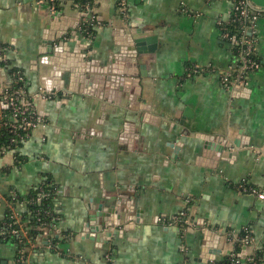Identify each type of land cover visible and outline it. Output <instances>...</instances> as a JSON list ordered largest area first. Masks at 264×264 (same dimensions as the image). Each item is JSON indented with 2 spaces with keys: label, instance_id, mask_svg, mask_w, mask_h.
<instances>
[{
  "label": "crops",
  "instance_id": "0c3cea01",
  "mask_svg": "<svg viewBox=\"0 0 264 264\" xmlns=\"http://www.w3.org/2000/svg\"><path fill=\"white\" fill-rule=\"evenodd\" d=\"M41 1L0 0V46L11 48L0 84L19 68L33 94L53 69L44 52L54 23ZM60 4L80 19L73 0ZM230 9L228 0H97L96 36L69 35L70 47L90 44L103 67L142 40L156 47L155 61L146 77L134 67L135 82L116 96L87 75L84 93L58 82L53 99L37 100L46 125L18 150L20 162L10 152L1 163L5 196L53 187L51 239H36L23 264H226L246 228L253 243L239 251L242 261L264 250V15L256 27L262 67L250 94L237 98L221 84L235 64L218 24ZM208 139L231 147L218 163L202 158ZM243 183L261 195L243 192ZM7 209L0 203V264H16L17 247L2 236ZM110 209L107 228L86 237L90 217ZM18 210L29 217L25 203ZM183 210L195 227L158 222Z\"/></svg>",
  "mask_w": 264,
  "mask_h": 264
},
{
  "label": "built area",
  "instance_id": "2783aa9c",
  "mask_svg": "<svg viewBox=\"0 0 264 264\" xmlns=\"http://www.w3.org/2000/svg\"><path fill=\"white\" fill-rule=\"evenodd\" d=\"M228 1L231 3L230 17L228 20L219 19L218 24L221 29L222 38L230 44L234 50L235 64L221 73V84L223 89L228 93H231V95L237 98H242L241 95L251 92V75L262 67L257 54L259 37L257 36L256 27L258 20L264 15V11L258 7L252 6L249 0ZM40 3L46 4L51 15V22L60 27L64 17V11L60 8L61 0H42ZM75 6L81 13L77 34L81 33V24H88L94 28L100 25L99 16L96 11L97 0H93V4H86L84 10H80L81 8L77 4H75ZM121 12L124 13V6H121ZM10 50L11 48L7 45L0 47V72L5 67L9 66ZM199 69V67H196L193 69L192 73L200 72L201 70ZM9 79L10 81L8 83L0 84V130L7 129L13 136L11 142L15 144V146H18L20 144L23 145L30 139L35 130L46 125L44 116L36 106L37 100L53 99L55 91L43 86L40 88L39 93H31L29 90L30 84L21 70L10 71ZM20 148L17 147V149L11 151L2 150L0 152L2 155L0 158V175L3 171L1 164L3 158L10 152L16 156ZM44 184H42L39 189H42ZM48 185L51 186L50 184ZM239 189L245 193H252L258 196L261 195L259 190L248 187L246 183L240 184ZM46 196L47 194H40L35 202L39 204L42 203V200ZM0 203L7 204L12 220V227L10 229L3 227V238L13 236L19 240L20 245L26 243L28 247H23L22 253L34 248L35 241L28 239V232L25 229V224L21 221L22 216L18 212L19 210L17 207L23 204L18 194L16 192H11L9 196H5L0 192ZM32 215L38 221L41 220L40 212H35ZM158 222L167 226L181 228L183 231L196 226L187 210H183L177 215L169 218H158ZM16 225L18 227L14 228ZM50 231L52 232V229H45L42 237H51ZM243 231L245 235L242 238H238V242L243 247H247L253 243L252 231L249 228ZM228 235L234 236L235 234L229 233ZM53 246L55 247L54 244H50V248ZM250 259L252 264H259L253 258ZM22 260L23 257L17 262L23 263L24 260ZM243 263L240 255L233 253L230 256L229 262L226 264ZM260 264H263V262Z\"/></svg>",
  "mask_w": 264,
  "mask_h": 264
},
{
  "label": "water",
  "instance_id": "95a60500",
  "mask_svg": "<svg viewBox=\"0 0 264 264\" xmlns=\"http://www.w3.org/2000/svg\"><path fill=\"white\" fill-rule=\"evenodd\" d=\"M249 2L252 6L258 7L264 11V0H249ZM79 25L80 19L73 20L65 16L62 19L60 27L57 24L51 25V28H54L55 32L48 38L49 42H46L47 52H44V54H46V62L53 67L50 74L44 78L49 89H55V84L59 82L62 87L68 85V88L72 89V91L79 89L80 93H84L85 80L87 75H90L89 79L92 84H106L105 86L110 93L116 96L117 92L123 93L125 88L132 86L133 82H135L133 78L134 67H138L141 77H146L148 75L151 63L155 61V46L150 44L149 47L146 48L143 46L142 40H136L133 45L124 48V58H121V60H119V58H114L110 61L109 65L102 67L93 58L94 52L90 49V44L70 47L67 42L69 40V35L73 39L76 37ZM70 28L73 29V31L71 34H68ZM72 83L73 85L71 86ZM133 92L135 94L138 93L135 91ZM249 94H243L241 97H247ZM236 144L238 145L237 142ZM243 145L244 144H240L238 146L243 147ZM230 149L231 147L226 144L208 139L205 141L202 158L211 157V159L215 161L214 163H218L222 157V153ZM214 165L215 167L217 166V164ZM113 213L112 209L105 213L102 211L95 212L94 216L90 217V223L88 224L89 233L86 234V237H90V235H93L95 232L97 233V231L102 232L103 229L107 228L106 224ZM114 217L116 219L114 222L116 226L120 225L118 211ZM100 219H103V221L101 220V224L99 222ZM105 235L106 237L111 236L112 231L107 230ZM49 239L50 237L46 238V240ZM97 241L100 242V238H98Z\"/></svg>",
  "mask_w": 264,
  "mask_h": 264
},
{
  "label": "trees",
  "instance_id": "16d2710c",
  "mask_svg": "<svg viewBox=\"0 0 264 264\" xmlns=\"http://www.w3.org/2000/svg\"><path fill=\"white\" fill-rule=\"evenodd\" d=\"M73 1H74V4H77L81 8L80 10H84V7L86 6V4H93V0H73ZM80 30H81L82 35L86 38H93L97 34V31L95 30V28L88 24H81ZM0 47H3V45ZM16 70H21V69L14 67L10 71H16ZM12 138L13 136L8 132L7 129L0 130V152L2 150L11 151V150L17 149V147L19 148L22 147L21 144L18 146H15V144L11 142ZM1 156L2 155L0 154V158ZM20 160H21V157L19 156V154H16V162L18 163L20 162ZM42 187H43L42 189L37 188L33 190L29 194L27 199H24L21 195L19 197V194H18V197L20 198V200L23 201V203H25V206L28 208V211H30L29 217H28V214L23 215L21 217L22 218L21 221L25 224V229L28 232V239L33 240V241L42 237L45 229L47 228L52 229V227L55 226V211H54L55 205L53 202V198H54L53 187L49 186L47 183L44 184ZM40 194H47V196L42 200V203L39 204L35 202V200L39 197ZM35 212H40L41 214L40 221H38L32 215ZM11 225H12V220L10 218V211L9 209H7L5 219L3 222V227L10 229L12 227ZM17 227H18L17 225L14 226V228H17ZM240 234L241 235L239 238H242L245 235L244 231ZM252 237H253V234H252ZM3 239L4 241L15 244V246L17 247V260H19L22 257L24 258L27 256L26 252L22 253L23 247H28L26 243L20 245L19 240L13 236H7V237H4ZM55 243H57V241L52 240L51 244L56 245ZM242 248L243 246L239 244L238 242V250L236 251V253L239 254L240 253L239 251H241ZM250 258H253L259 264L261 262H264V250L258 252L256 255H253ZM250 258H248L243 264H252V261ZM23 263L17 262V264H23Z\"/></svg>",
  "mask_w": 264,
  "mask_h": 264
}]
</instances>
